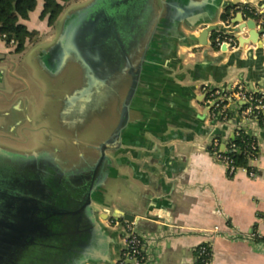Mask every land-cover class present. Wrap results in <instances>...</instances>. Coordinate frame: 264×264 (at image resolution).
<instances>
[{"label": "water", "instance_id": "obj_1", "mask_svg": "<svg viewBox=\"0 0 264 264\" xmlns=\"http://www.w3.org/2000/svg\"><path fill=\"white\" fill-rule=\"evenodd\" d=\"M238 2L85 0L66 10L54 39L27 58L42 100L18 114L21 100L9 105L16 86L0 94V129L35 143L0 140V264H116L126 232L107 220L135 219L115 187L127 176L121 155L142 128L170 121L189 92L178 82L187 72L180 47L207 46L220 32L264 51L253 18L219 24Z\"/></svg>", "mask_w": 264, "mask_h": 264}, {"label": "crops", "instance_id": "obj_2", "mask_svg": "<svg viewBox=\"0 0 264 264\" xmlns=\"http://www.w3.org/2000/svg\"><path fill=\"white\" fill-rule=\"evenodd\" d=\"M84 1L70 0L55 24L49 26L47 18H41L43 0H38L36 10L22 22L30 30H38L39 35L28 40L20 53L0 38V94L16 86L18 93L11 97L9 105L21 100L16 108L18 114H23L24 104L31 106L42 100L41 86L34 74H29L28 56L37 45L54 39L59 18L68 8ZM238 1L231 7L229 20L222 18L227 9L222 10L219 24H230L242 13L244 20H256L259 28L261 18L245 14L241 6L249 5L262 12L264 0ZM201 33L202 27L194 31L196 36ZM240 34L248 36L247 29ZM256 46L250 43L226 53L211 43L181 46L179 54L184 57L187 72H181L178 82L189 92L180 99V108L170 121L142 128L136 145L124 147L121 158L127 176L115 187L121 192L118 197L123 196L127 204L131 202L125 206L135 215L134 222L143 237V264H196L195 250L204 242L212 244L211 264H264V121L244 124V131L258 142L259 158L250 162L258 169V176L252 178L243 170L230 175L212 157L208 143L212 136L224 142L235 137L241 122L237 108H232V121L216 124L206 113V98L199 99L203 95L202 82L215 88L244 82L250 89L264 92V51ZM11 136L0 129V140L29 147L35 144ZM216 226L219 230L213 233ZM121 242L117 238L108 247L114 260Z\"/></svg>", "mask_w": 264, "mask_h": 264}, {"label": "built area", "instance_id": "obj_3", "mask_svg": "<svg viewBox=\"0 0 264 264\" xmlns=\"http://www.w3.org/2000/svg\"><path fill=\"white\" fill-rule=\"evenodd\" d=\"M241 9L245 14L253 15L255 16L254 18H261L259 27L264 26V11L260 12V10L254 9L249 5L241 6ZM224 24L229 25V22ZM262 36L264 38V34ZM11 43H14V41H11ZM210 43L213 47L217 46L219 50L224 43H228L231 50L238 47L239 41L237 37L214 32L211 34ZM201 91L205 95L206 101L211 104V109L209 110V118L211 120H217L218 123H228L233 118L232 108H237L238 118L241 119V122L235 130V137H242L246 121L264 119V92L254 91L244 82H236L224 88H210L205 84L201 87ZM234 138L224 142L221 138L214 136L208 143V151L217 162L226 167L228 174L233 175L238 170H243L248 176L257 177L258 169L250 165V162H255L259 158V146L256 138L254 137L246 148L249 158L248 166H239L235 162L233 152L238 146ZM107 222L113 227L122 226L126 232L124 238L126 246L116 264H131L132 261L136 264H143L146 259L144 242L142 235L137 230L136 223L115 217H110ZM218 230L219 227L216 226L213 233ZM212 252V244L210 242H204L199 246L198 257L201 258L203 264H211Z\"/></svg>", "mask_w": 264, "mask_h": 264}, {"label": "trees", "instance_id": "obj_4", "mask_svg": "<svg viewBox=\"0 0 264 264\" xmlns=\"http://www.w3.org/2000/svg\"><path fill=\"white\" fill-rule=\"evenodd\" d=\"M70 0H43V9L41 18H47L48 25L53 26ZM38 0H0V38L7 44L15 47L14 51L20 53L25 50L28 40L32 41L39 35L38 30H30L28 26L22 22L30 17V14L36 10ZM231 8H227L222 18L229 20ZM252 17H255L251 15ZM14 41V43H11ZM214 48L218 49L217 46ZM260 122L264 119L259 118ZM254 136L243 130L242 137H235L238 148L233 152L235 162L239 166L249 165V158L246 148ZM199 248V247H198ZM198 248L195 250L197 256L196 264H203L201 258L198 257Z\"/></svg>", "mask_w": 264, "mask_h": 264}, {"label": "rangeland", "instance_id": "obj_5", "mask_svg": "<svg viewBox=\"0 0 264 264\" xmlns=\"http://www.w3.org/2000/svg\"><path fill=\"white\" fill-rule=\"evenodd\" d=\"M75 1L78 2V1H80V0H75ZM30 68H31V67H30ZM30 68H29V74H33V73H34V72H33V68H31V69H30Z\"/></svg>", "mask_w": 264, "mask_h": 264}]
</instances>
